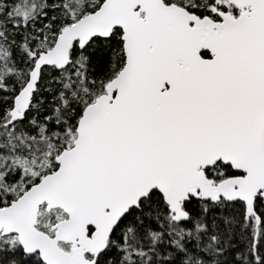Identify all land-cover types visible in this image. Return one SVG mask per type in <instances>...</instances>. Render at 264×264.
Returning a JSON list of instances; mask_svg holds the SVG:
<instances>
[{
  "label": "snow or ice",
  "instance_id": "1",
  "mask_svg": "<svg viewBox=\"0 0 264 264\" xmlns=\"http://www.w3.org/2000/svg\"><path fill=\"white\" fill-rule=\"evenodd\" d=\"M0 264H264V0H0Z\"/></svg>",
  "mask_w": 264,
  "mask_h": 264
}]
</instances>
